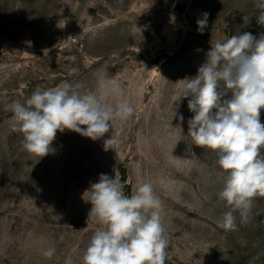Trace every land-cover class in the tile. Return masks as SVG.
<instances>
[{
    "label": "rangeland",
    "instance_id": "1",
    "mask_svg": "<svg viewBox=\"0 0 264 264\" xmlns=\"http://www.w3.org/2000/svg\"><path fill=\"white\" fill-rule=\"evenodd\" d=\"M256 15L253 0H0V264H82L100 227L88 221L86 190L115 172L126 195L140 181L153 184L169 240L165 264H264V197L248 223L234 213L238 230L217 225L229 210L216 195L223 177L214 151L184 140L193 113L180 100L210 42L264 32ZM65 80L98 93L118 83L135 112L98 140L66 129L53 153L24 151L4 104ZM111 132L116 142L105 150ZM49 247L56 252L46 259Z\"/></svg>",
    "mask_w": 264,
    "mask_h": 264
},
{
    "label": "clouds",
    "instance_id": "2",
    "mask_svg": "<svg viewBox=\"0 0 264 264\" xmlns=\"http://www.w3.org/2000/svg\"><path fill=\"white\" fill-rule=\"evenodd\" d=\"M253 4L256 21L264 27V0H253ZM207 17L205 12L197 19L198 32L208 26ZM210 45L196 74L182 80L180 100L187 99L193 113L183 138L215 152L214 163L223 177V187L216 195L229 206L217 225L236 231L234 213L239 212L240 224L248 223L255 198L264 197V124L260 121L264 32H239ZM78 71L76 67L68 69L69 75ZM84 87L81 82L65 80L54 88L37 87L24 101L4 104L3 110L11 113L12 131L22 135L24 151L40 158L53 153L57 132L66 129L95 141L112 130L113 120L127 121L133 116L134 105L118 83L99 93L81 92ZM135 91L142 95L144 86L136 85ZM178 118L184 119L182 115ZM115 142L111 132L104 140L105 150ZM86 192L84 200L91 204L88 221L95 219L100 227L87 244L82 264H165L169 240L161 216L162 202L151 182H138L133 193L126 195L116 172L114 178L101 173ZM55 252L49 247L41 255L51 259ZM65 264H73L72 259H66Z\"/></svg>",
    "mask_w": 264,
    "mask_h": 264
}]
</instances>
